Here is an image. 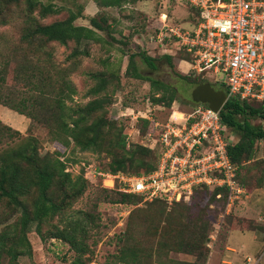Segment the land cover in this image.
Listing matches in <instances>:
<instances>
[{
    "label": "trees",
    "instance_id": "trees-1",
    "mask_svg": "<svg viewBox=\"0 0 264 264\" xmlns=\"http://www.w3.org/2000/svg\"><path fill=\"white\" fill-rule=\"evenodd\" d=\"M8 1L15 4L19 2V0ZM24 1L27 20L24 22L25 27L22 29L24 33L19 36V41L22 43H26L28 40L36 41L42 46L53 43L62 47L72 43L74 47L67 59L73 63L77 57L87 55V50L80 49L81 46L84 47L88 41H100L95 31L106 33L109 31V26L103 16L89 17L87 19L88 27L74 25L73 22L79 17V11L75 13L67 11L64 19L48 24H39V19L57 15L60 9L51 3L43 4L35 0ZM135 1L93 0V3L98 8H118L123 4ZM34 12L37 15L35 19L31 17ZM0 23H4V21L0 20ZM28 50L35 51L31 48ZM45 55V61H48L49 53L46 50ZM135 56L149 70L157 69L156 60L144 53L128 54L125 76L135 80H146L150 92L153 94L151 102L169 107L176 100L173 88L159 80L149 79L140 74L133 64ZM160 60L168 66L172 65L170 56H161ZM36 72L38 76H34L33 73L23 74L24 83H29V79L34 78L37 81L36 85L45 83L52 86L57 92V97L39 93L33 96V91L30 90L28 84L25 90L27 96L23 92H20L19 95L4 92L3 69L0 68V105L31 122L35 120L37 123L42 121L47 123L50 120L51 122L46 124L48 140L64 149L72 145L80 152H99L97 143L101 136L106 138L112 136L113 138L106 143V147L110 149L108 153L110 152L111 158L103 166L100 164L96 166L101 171L139 175L150 173L155 169L157 155L137 144L129 145L127 148L124 141L125 134H122L120 126H116L117 120L112 118L111 122H108L105 119L104 110L107 109L110 102L104 92L114 78L113 72L107 69L89 74L93 85L86 91L85 97L91 99L82 106H68L65 102L66 99L71 100V96L75 94V89L68 80L65 70L55 69L51 76L50 74L43 76L37 69ZM175 75L181 80H187L185 76ZM202 83L205 81L198 80L193 83V86ZM249 102L257 103V105H252ZM101 110L103 117L93 120V114L95 115ZM218 117L221 125L238 136L236 142L227 146L226 153L231 164L236 167L235 181L245 192L247 187L237 181L238 168L242 163L252 159L254 143L264 138V131L250 125L248 120L257 118L264 121V106L260 102L252 100L228 97L220 108ZM141 125L140 133H143L147 122L142 121ZM0 127L9 131L13 135L12 137H20L18 132L4 126L1 122ZM3 136L4 134L1 135V137ZM23 141H25V148L17 150L10 148L0 154V204L5 203L18 213L17 220L6 224L8 225L7 229L0 232V259L5 257L6 264H19L17 259L20 256L30 257L31 247L26 235L33 225L34 233L41 242L57 240L68 246V250L73 253L70 264H89L92 260L91 245L93 242L87 244V240L90 238L88 234L90 230L98 227V223L90 213L68 209L71 203L83 194L88 183L82 176L83 167L80 164L78 175L71 177L70 173L65 171L64 161L56 156L57 152H55L56 154L39 155L31 143L32 138L24 137ZM261 180L257 179L258 183ZM97 183L100 184V181L98 180ZM101 190L113 195L112 199L107 200L112 204L133 205L134 200L137 199L138 202H141L142 199L139 195ZM197 191L206 192L208 200H211L214 206L217 205L219 215L223 212L226 200L224 189L199 185L193 189L188 202L173 203L168 207L174 206L184 211L176 213L178 220L180 217L183 218L186 210H189L190 206L187 204L190 203ZM217 194H219L218 199L215 198ZM146 203L164 208L156 209L154 214L148 211L149 217L146 214L139 216L131 213L125 222L123 232L114 236L116 252L113 254V260L105 264H185L174 262L171 254L190 255L197 262L203 263L205 259H200L202 257L201 249L208 237L205 233L208 223H205L203 216L197 213L190 218L188 221L190 231L183 235L182 227L176 230L171 226V216L165 213L164 209L167 206L163 201L154 199ZM139 217L142 218L137 221ZM54 219H56V223H51ZM235 221L231 214L228 230L242 228V225ZM44 224H48V228L40 230ZM243 227H248V225H243ZM143 234H145L144 238H142ZM195 260L193 264H195Z\"/></svg>",
    "mask_w": 264,
    "mask_h": 264
},
{
    "label": "rangeland",
    "instance_id": "rangeland-1",
    "mask_svg": "<svg viewBox=\"0 0 264 264\" xmlns=\"http://www.w3.org/2000/svg\"><path fill=\"white\" fill-rule=\"evenodd\" d=\"M35 1L43 4L51 3L60 9L57 15L39 19V24H48L52 21L64 19L67 11L73 13L79 11V17L73 22L74 25L88 27L87 19L89 17L103 16L109 26V31L107 33L95 31L100 41H88L84 47L81 46L80 49L85 48L87 50V55L77 57L73 63L67 59L68 54L74 47L72 43L62 47L53 43L42 46V44L31 40L26 43L20 42L19 36L24 33L22 29L25 27L24 22L27 20L25 14L27 10L26 3L24 0H19L16 4L8 0H0V20L4 21V23H0V68L3 69L4 92H10L15 95L23 92L27 96L28 94L25 93V90L28 84L30 90L33 91V94L31 93L33 96L39 93L49 97H57V92L52 86L45 83L36 85L37 81L34 78L29 79V83H24L22 76L29 73L38 76L36 69L43 76L48 74L51 76L55 69H61L65 70L68 80L75 89V94L71 96V100H65L66 104L68 106H82L91 99L85 97L86 91L93 85L89 74L108 69L114 74V78L104 92L110 102V105L104 110L105 119L108 122H111L120 105L136 110L144 109L145 104L148 102L153 106L152 114L160 122H164L172 110L189 111L194 105L190 101V93L194 87L193 83L198 80H204L205 83L209 82L214 90L225 92V88L220 82L211 83L214 82L212 81L213 79H219L217 81H220L221 75L203 79L199 76H193L188 71L183 73L177 71L184 69L183 64L188 65V61L184 59L181 52L170 56L171 66L160 60L161 56L166 54H163L162 51L164 47L157 46L155 43V36L161 25L159 15H165V23L167 24L183 26V23H192L194 20L192 17L193 12L186 6H181L172 0H136L134 3L123 4L118 8H98L93 3V0ZM174 7L176 8L174 9ZM36 16V12L31 14L34 19L37 18ZM28 48L35 51L31 52ZM169 49L173 50V47H169ZM45 50L49 53L48 61H45ZM139 52L155 59L157 69L149 70L136 56L133 58L135 69L143 76L159 80L173 88L176 100L169 107L161 104L156 105L151 102L153 94L150 92L149 84L146 80H135L125 76L127 55ZM175 74L185 76L187 80H181ZM249 103L257 105L254 102ZM98 117H103L102 110L96 112L95 115L93 114L92 119L95 120ZM21 118L23 125H13V123L5 120L4 115L0 111V122L20 135V137H12L13 135L9 131L3 130L4 127H0V131H2V134H0V154L10 150V148L14 150L25 148L23 138L30 137L33 139L31 143L35 146L37 154H56L55 152H57L56 156L64 161L65 170L70 173L71 177L78 175L80 164L94 166L100 164L103 166L111 158L110 152L108 153L110 149L106 147V143L113 138L112 136L107 138L101 136L97 143L99 152H80L72 145L64 149L48 140L46 124L50 123V120L47 123L43 121L37 123L35 120L31 122L23 116ZM248 121L250 125L264 131V121L257 118L249 119ZM116 122V126L121 127L122 134H130V140L139 142L133 132L132 123L128 119H118ZM136 128L140 131L142 125H137ZM3 134L4 136L1 137ZM230 136L233 138V143L237 141L238 136L236 133L230 131ZM132 144L134 145V143H131L130 146ZM88 179H90V176H87V181ZM257 179H264V138L254 143L252 159L249 162L242 163L237 172V181L248 188L257 186ZM97 181L96 179H92L91 182L88 181L83 194L72 202L68 209L81 211V213H90L98 223V227L90 230L88 234L90 238L87 240V244L93 242L91 245L92 260L90 263L105 264L113 260V254L116 252L114 236L123 232L125 222L131 213L139 216L146 214L149 217L148 211L154 214L157 211L156 209L161 210L164 207L160 208L156 204L149 205V203L138 202L137 199L134 200L133 205L112 204L107 200L112 199L113 195L101 190L103 188L100 187ZM189 204H187L190 206L189 210H186L183 218L180 217L179 220L176 213H182L184 212L183 210L172 206L170 208L165 207L164 211L171 216L170 224L174 229L177 230L181 227L184 229L183 235L190 231L188 229L190 218L197 213L203 216L205 223H208V227L205 230L208 237L201 249L202 257L200 259L203 260L208 257L210 251L223 245L225 234L229 228L230 215L234 208H232L228 216L224 215V217H221L217 205L214 206L211 200H208V194L206 192L203 193V191H197ZM17 217L18 213L15 210L5 203H1L0 232L7 229L6 226L8 225L6 224L13 223L17 220ZM141 218L139 217L137 221H140ZM55 220L51 223H56ZM48 226V224H44L40 230H46ZM144 235L142 238H144ZM26 237L31 247V255L30 257L20 256L17 259L19 264H70L73 253L68 250L66 244L57 240L41 242L34 233L33 225ZM172 258H175V256L173 255ZM177 258L191 262L195 260L191 256H179ZM0 264H6L5 257L0 259ZM195 264H204V262L201 263L195 260ZM256 264L264 263L257 262Z\"/></svg>",
    "mask_w": 264,
    "mask_h": 264
},
{
    "label": "built area",
    "instance_id": "built-area-1",
    "mask_svg": "<svg viewBox=\"0 0 264 264\" xmlns=\"http://www.w3.org/2000/svg\"><path fill=\"white\" fill-rule=\"evenodd\" d=\"M172 1L191 9L194 20L184 27L167 24L165 15H159L161 25L155 43L164 47L163 54L181 52L193 76L208 79L221 75L220 81L213 79L211 83L220 82L227 98L252 100L264 106V0ZM152 110L148 102L144 109L136 110L120 105L113 117L132 123L139 142L125 134L127 148L137 143L157 155L152 172L125 175L81 164L83 178L90 176V182L99 180L100 187L109 191L139 195L142 203L161 200L167 207L188 202L199 185L221 188L226 200L220 215L230 213L245 192L235 181L236 167L226 153L233 138L220 124L218 113L195 104L186 112L170 111L166 120L160 122ZM142 121L147 122V127L140 133L136 126Z\"/></svg>",
    "mask_w": 264,
    "mask_h": 264
},
{
    "label": "crops",
    "instance_id": "crops-1",
    "mask_svg": "<svg viewBox=\"0 0 264 264\" xmlns=\"http://www.w3.org/2000/svg\"><path fill=\"white\" fill-rule=\"evenodd\" d=\"M176 7H174L175 9ZM189 14V13H188ZM162 15V14H160ZM190 23H183L186 27ZM184 57V56H183ZM185 59V57H184ZM183 64V63H181ZM180 73L188 71V65ZM175 66V65H174ZM5 120L13 125H23L21 115L0 106ZM243 199L235 203L232 218L242 225V228H231L225 234L223 245L209 252L204 264H256L264 263V179L255 187L245 188ZM248 225V227H243ZM252 226V227H250ZM172 255V254H171ZM175 258H172V256ZM172 260L177 263L193 264L194 261L181 260L173 254ZM177 256V257H176Z\"/></svg>",
    "mask_w": 264,
    "mask_h": 264
},
{
    "label": "water",
    "instance_id": "water-1",
    "mask_svg": "<svg viewBox=\"0 0 264 264\" xmlns=\"http://www.w3.org/2000/svg\"><path fill=\"white\" fill-rule=\"evenodd\" d=\"M226 100V94L221 90H214L209 83L194 86L190 93V101L193 104L206 105L214 113L219 112Z\"/></svg>",
    "mask_w": 264,
    "mask_h": 264
}]
</instances>
